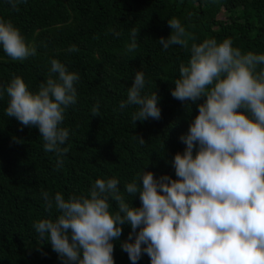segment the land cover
<instances>
[{
    "label": "clouds",
    "instance_id": "9594fccd",
    "mask_svg": "<svg viewBox=\"0 0 264 264\" xmlns=\"http://www.w3.org/2000/svg\"><path fill=\"white\" fill-rule=\"evenodd\" d=\"M23 2L8 0L13 11ZM167 24L171 32L159 39L162 48L176 45L190 53L187 64L179 66L172 97L193 103L206 98L180 137L186 145L183 154L173 157L178 179L137 173L124 192L130 197L139 193V208L126 200L116 178L97 179L87 196L65 199L60 192L42 191L46 210L55 208L59 215L39 220L33 228L64 264H114L111 241L122 235L125 223L132 229L128 240L133 233L135 239L123 242L121 250L132 264L142 253L150 264H264V54L242 53L229 38L189 44L196 37L179 19ZM138 34L139 29H131L126 52L137 49ZM0 46L14 61L37 55L35 44L26 43L10 20L0 19ZM68 51L78 48L72 45ZM50 64L38 92H30L22 78L14 77L0 89V97L5 92L9 97L7 117L38 129L43 150L55 154L56 167L61 168L69 151L64 147L69 129L61 125L66 109L77 103L80 76L57 59ZM145 84L144 73L137 71L127 98L119 103L120 110L136 108L133 122L161 116L157 93L142 95ZM99 115L97 102L91 116ZM134 139L145 144L139 136ZM109 201L115 202L114 212Z\"/></svg>",
    "mask_w": 264,
    "mask_h": 264
},
{
    "label": "trees",
    "instance_id": "16d2710c",
    "mask_svg": "<svg viewBox=\"0 0 264 264\" xmlns=\"http://www.w3.org/2000/svg\"><path fill=\"white\" fill-rule=\"evenodd\" d=\"M18 8L13 11L8 0H0V19L10 20L26 43L35 44L37 55L14 61L0 46V89L20 77L30 92H38L52 59L78 73L80 80L77 103L66 109L61 125L69 129L64 145L69 151L61 168L55 154L43 150L38 129L7 117L9 97L6 92L0 97V264H64L33 228L35 222L59 215L55 208L46 210L42 191L60 192L65 199L87 196L97 179L116 178L126 200L139 208V193L130 197L124 192L137 173L178 179L173 157L183 154L186 145L180 137L206 98L193 103L172 97L179 66L187 64L190 53L176 45L162 48L159 39L171 32L167 21L177 18L194 34L196 40L189 44L229 38L242 53L264 54V0H24ZM132 28L139 29L138 47L129 53L125 46ZM72 45L78 51L69 52ZM137 71L145 75L142 95L156 92L159 97L158 120L133 122L134 106L119 109ZM97 102L100 115L91 116ZM109 203L114 212L115 202ZM121 227L122 235L111 241L114 264H132L121 244L134 242L135 234L128 240L131 226ZM136 264H150V258L142 253Z\"/></svg>",
    "mask_w": 264,
    "mask_h": 264
}]
</instances>
